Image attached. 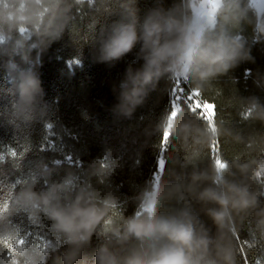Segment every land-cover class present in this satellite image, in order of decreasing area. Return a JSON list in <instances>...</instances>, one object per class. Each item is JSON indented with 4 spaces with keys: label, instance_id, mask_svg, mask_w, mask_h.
Here are the masks:
<instances>
[{
    "label": "clouds",
    "instance_id": "obj_1",
    "mask_svg": "<svg viewBox=\"0 0 264 264\" xmlns=\"http://www.w3.org/2000/svg\"><path fill=\"white\" fill-rule=\"evenodd\" d=\"M58 44L74 50L69 77L85 48L93 64L126 63L113 102H97L118 146L104 141L87 162L45 99L40 69ZM256 49L264 0H0L11 86L0 105L11 131L0 142V264H264V98L242 95L233 76L257 64ZM245 74L264 93V71ZM146 150L157 170L138 182Z\"/></svg>",
    "mask_w": 264,
    "mask_h": 264
},
{
    "label": "trees",
    "instance_id": "obj_2",
    "mask_svg": "<svg viewBox=\"0 0 264 264\" xmlns=\"http://www.w3.org/2000/svg\"><path fill=\"white\" fill-rule=\"evenodd\" d=\"M151 0H140V6L146 7ZM71 47L62 44L53 45L44 57L43 67L40 69L42 86L45 89V99L54 102L57 115L61 122L72 133L65 138V142L81 154V159L87 162L97 156L104 141L118 146L119 137L117 127L113 123V116L104 107L98 105L103 101L106 106L113 102L110 87L113 82H119L123 77L126 63H120L114 68L107 65L93 64L88 48L84 49L83 70L77 69L74 76L69 77L68 68L65 63L74 55ZM257 58L256 65L244 64L235 70L233 76L237 79V89L242 95L257 94L264 98V93L258 92L251 78L246 76L245 69L253 70L259 68L264 71V54L256 49L253 53ZM131 59V57L129 58ZM11 86L7 83L5 73L0 69V105L7 102V92ZM224 93H229L232 88L230 84L223 85ZM81 108H88L89 120L85 121L80 115ZM39 129L34 133L38 138ZM74 136L75 138H72ZM11 137L9 129L0 127V142L8 141ZM52 143L46 145L51 156V149L56 147V137H51ZM29 156V159H32ZM157 170V157L150 150L144 152V160L139 170L140 175L136 177L140 182L149 178ZM117 177L114 186L121 194H129V188L125 180Z\"/></svg>",
    "mask_w": 264,
    "mask_h": 264
}]
</instances>
